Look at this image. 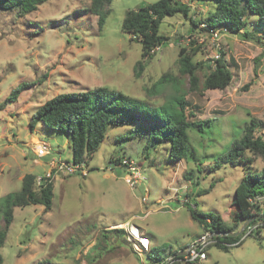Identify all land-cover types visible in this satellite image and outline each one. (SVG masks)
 Returning <instances> with one entry per match:
<instances>
[{
	"label": "rangeland",
	"instance_id": "rangeland-1",
	"mask_svg": "<svg viewBox=\"0 0 264 264\" xmlns=\"http://www.w3.org/2000/svg\"><path fill=\"white\" fill-rule=\"evenodd\" d=\"M156 1L113 0L103 29L90 11L91 0H40L32 11L0 14V104L12 90L27 85L17 101L0 109V199L20 191L27 174H34L38 184L51 175L54 183L50 211L40 205L15 208L14 222L0 250L3 264H155L148 254L137 255L126 234L115 232L122 230L116 226L136 224L145 236L153 237V248L178 254L205 233L191 218L185 206L188 200L199 211L219 214L232 226V201L244 171L223 163L212 166L252 119L261 122L256 134L264 136V41L224 33L218 40L220 57L222 51L232 82L224 90L205 89L217 42L190 18L199 22L215 3L184 0L190 4V16L166 18L161 33L168 41L152 51V58H143L142 45L124 32L123 20L127 11ZM247 20L248 30L258 39L257 26L264 22L256 16ZM182 48L202 64L195 87L181 73ZM166 74L176 81L152 94ZM100 87L151 107L161 106L179 91L189 104V119L208 122L204 132L189 131L194 159L171 161L167 144L147 154L145 138L117 142L130 134L135 127L131 125L108 129L99 151L87 159L86 176L52 171L51 167L60 168L59 161L72 163L71 138L41 123L32 128L34 113L59 94ZM40 143L47 147L43 157L35 154ZM116 158L135 162L144 182L130 188L124 179L126 168L115 163ZM254 166H263L261 158L256 157ZM214 180L217 183L211 189ZM247 234L239 241L242 245L229 252L211 246L200 264H264V229L258 236L256 231Z\"/></svg>",
	"mask_w": 264,
	"mask_h": 264
},
{
	"label": "trees",
	"instance_id": "trees-1",
	"mask_svg": "<svg viewBox=\"0 0 264 264\" xmlns=\"http://www.w3.org/2000/svg\"><path fill=\"white\" fill-rule=\"evenodd\" d=\"M38 1L40 0H0V14L2 12H19L20 14L24 10L32 11L37 6ZM191 1H200L206 4L215 3V8L209 10L199 22L190 18V22L195 27L204 25L203 30L207 32L211 28H222L226 30V33L241 35L243 38L256 40L259 43L264 41V26H257L258 39H256L248 30L247 20L250 16H256L264 22V0ZM112 2L113 0H91L90 11L98 18L100 29L104 28L111 14V8L108 7ZM190 13V4L184 0H159L127 11L123 20V30L131 36L132 40H136L142 45L143 58H152V51L168 41V38L161 33L163 21L176 15H183L188 18ZM221 54V57L216 60L215 67H209V72L203 82L205 89L224 90L232 82V71L224 58L225 54L222 51ZM179 63L181 73L187 75L191 85L195 87L199 81L197 71L200 70L202 64L195 63L186 48H182L180 51ZM138 65L141 68V62ZM137 75H139V71ZM173 81L176 80L168 74L164 75L155 86L152 94H159L166 87V84ZM26 86V84H22L12 90L6 102L0 104V109H4L9 102L17 101ZM188 105L185 96L179 91L161 106L151 107L143 100H137L106 87H100L92 91L55 96L37 109L31 125L34 128L36 124L41 123L51 131L68 134L72 142V161L76 164L86 165L87 159L93 158L106 139L110 127L118 128L131 125L135 127H132L130 134L119 138L116 140L117 142L138 137L145 138L144 151H148L147 154H149L150 149H158L160 145L167 144L169 159L178 163L183 159H194L195 153L190 145L189 131L193 129L204 132L205 124L208 123L190 120L186 112ZM190 115L195 116L192 112ZM260 126L261 122L252 119L244 127L243 135L233 141L212 166L213 168L220 167V164L223 163L232 167H241L244 171V176L235 189L232 201V207L235 208L231 212L232 226L227 225L219 214L199 211L196 204L193 207L189 200L185 203L191 218L199 223L205 232L210 231L218 234L215 237V243L209 248L215 245L219 249L229 252L234 247H240L243 242L233 247L228 246V244L239 242L246 233V229L238 236L230 234L238 232V227L247 221H250L248 226L259 223L260 226L255 230L256 236L260 234L261 229H264V215H260L259 206L250 201L257 196H264V136L256 134ZM256 157L262 160L263 166L260 169L254 166ZM114 162L121 164L123 160L116 158ZM186 177L190 180L192 174H188ZM196 183L199 184L198 181ZM216 183L217 181L214 180L210 188H214ZM209 192L210 190H207L203 194ZM53 198L54 183L51 175L42 177L38 184L34 174L25 175L20 191L3 196L0 199V214L3 220V225L0 227V250L4 247L8 232L14 222L15 208L40 205L44 207L45 211H50L53 207ZM115 232L125 233L124 230H115ZM169 253L168 249L153 248L148 257L153 262H160ZM3 262L4 258L0 252V264ZM173 264L183 263L175 262Z\"/></svg>",
	"mask_w": 264,
	"mask_h": 264
},
{
	"label": "built area",
	"instance_id": "built-area-1",
	"mask_svg": "<svg viewBox=\"0 0 264 264\" xmlns=\"http://www.w3.org/2000/svg\"><path fill=\"white\" fill-rule=\"evenodd\" d=\"M204 26V25H203ZM210 36L213 38L214 42L216 43L217 48V54H216V60L220 58V46L218 44V40L223 36L224 33H226L225 29L222 28H211L208 30ZM216 60L213 61V67L216 65ZM47 147L44 144H39V146L35 149V154L39 157L45 156L47 153ZM58 166L60 168L55 167L51 170L57 171L60 173H64L66 175H74V174H81L83 176H86L88 174V171L85 169L84 164H76L72 161V163L69 162H62L59 161ZM123 165L125 166V176L124 179L126 183L130 186V188H135L136 185H139L140 183H143L145 178L140 171L141 169L139 166L131 161V160H123ZM144 203H147V197H144L142 200ZM250 201L258 205L260 208V215H264V196H257L254 199H250ZM177 210V209H176ZM257 225H251L247 226L246 232H248V236L252 234L256 229ZM116 227H119L120 229L125 231L127 240L131 243V246L137 255L141 256L142 253L149 254L151 253L153 247L151 246V240L145 236V233L141 232L140 228L133 223H125L122 225H118ZM218 234L212 233V232H205L204 235H202L197 241H195L193 244H191L188 247H183L178 254H171L169 253L168 256L160 261L155 262V264H173L175 262H181L183 264H200L204 260L208 258L207 254V248H209L210 245L215 243V237ZM245 236L242 238L244 239ZM239 245V242L228 244V246L233 247Z\"/></svg>",
	"mask_w": 264,
	"mask_h": 264
},
{
	"label": "water",
	"instance_id": "water-1",
	"mask_svg": "<svg viewBox=\"0 0 264 264\" xmlns=\"http://www.w3.org/2000/svg\"><path fill=\"white\" fill-rule=\"evenodd\" d=\"M250 223V221H247L243 226H242V229L238 232H236L235 234H230V235H234V236H238L240 234H242L245 230V228L248 226V224Z\"/></svg>",
	"mask_w": 264,
	"mask_h": 264
},
{
	"label": "crops",
	"instance_id": "crops-1",
	"mask_svg": "<svg viewBox=\"0 0 264 264\" xmlns=\"http://www.w3.org/2000/svg\"><path fill=\"white\" fill-rule=\"evenodd\" d=\"M147 232V231H146ZM151 240H153V237L151 238Z\"/></svg>",
	"mask_w": 264,
	"mask_h": 264
},
{
	"label": "clouds",
	"instance_id": "clouds-1",
	"mask_svg": "<svg viewBox=\"0 0 264 264\" xmlns=\"http://www.w3.org/2000/svg\"><path fill=\"white\" fill-rule=\"evenodd\" d=\"M151 240V239H150Z\"/></svg>",
	"mask_w": 264,
	"mask_h": 264
}]
</instances>
